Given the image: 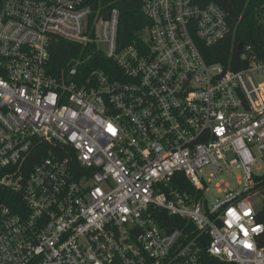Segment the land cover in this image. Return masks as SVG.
Masks as SVG:
<instances>
[{
  "label": "built area",
  "instance_id": "obj_1",
  "mask_svg": "<svg viewBox=\"0 0 264 264\" xmlns=\"http://www.w3.org/2000/svg\"><path fill=\"white\" fill-rule=\"evenodd\" d=\"M142 9L139 43L120 45L109 3L0 0V264H264V59L207 60L229 32L214 2ZM55 36L114 67L50 73ZM226 169L244 188L217 183L211 205Z\"/></svg>",
  "mask_w": 264,
  "mask_h": 264
},
{
  "label": "trees",
  "instance_id": "obj_2",
  "mask_svg": "<svg viewBox=\"0 0 264 264\" xmlns=\"http://www.w3.org/2000/svg\"><path fill=\"white\" fill-rule=\"evenodd\" d=\"M111 4L120 9L119 43L120 45L138 44L139 31L150 24L142 7L145 0H90V2ZM205 5L210 2L218 4L226 13L229 32L211 47L202 50L209 62H218L234 68L242 67L241 61L233 59L239 43L250 45L259 59H264V0H200ZM84 61L78 67L80 75L89 76L94 69L107 70L114 67V62L104 51L92 45L55 36L50 46L48 71L54 75H63ZM259 179V178H258ZM174 183L182 191L194 192L195 188L182 172L174 177ZM264 187V178H260L254 190ZM259 220L264 222V208L260 210Z\"/></svg>",
  "mask_w": 264,
  "mask_h": 264
},
{
  "label": "rangeland",
  "instance_id": "obj_3",
  "mask_svg": "<svg viewBox=\"0 0 264 264\" xmlns=\"http://www.w3.org/2000/svg\"><path fill=\"white\" fill-rule=\"evenodd\" d=\"M256 174H263L264 170H258L255 168L254 171ZM243 177L244 174L242 173L241 169H226L223 172L216 175V177L213 178L212 183L209 184L210 191L207 192L206 196L208 199V202L213 205L216 203V200H223L226 196V194L229 193H221L218 190L217 183L219 182H227L230 186V188L234 191L242 190L244 188V185H239V179L238 177ZM244 182V180H242ZM253 206L256 210H262L264 208V187L260 189L256 195L252 198Z\"/></svg>",
  "mask_w": 264,
  "mask_h": 264
},
{
  "label": "water",
  "instance_id": "obj_4",
  "mask_svg": "<svg viewBox=\"0 0 264 264\" xmlns=\"http://www.w3.org/2000/svg\"><path fill=\"white\" fill-rule=\"evenodd\" d=\"M243 47H244V43H239L236 51L233 53V59H236V60L239 59L240 53Z\"/></svg>",
  "mask_w": 264,
  "mask_h": 264
}]
</instances>
